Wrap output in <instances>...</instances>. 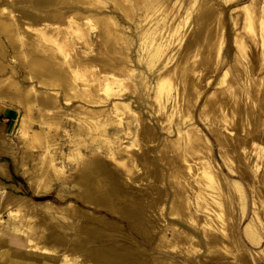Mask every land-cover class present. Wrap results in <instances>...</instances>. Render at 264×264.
<instances>
[{
    "label": "bare ground",
    "instance_id": "1",
    "mask_svg": "<svg viewBox=\"0 0 264 264\" xmlns=\"http://www.w3.org/2000/svg\"><path fill=\"white\" fill-rule=\"evenodd\" d=\"M222 1L227 3L231 0ZM125 2L0 0V114L6 118L12 117V125L17 127L19 136H16L22 148L18 151L9 134L1 130L0 158L11 161L15 172L25 178L34 195H40L52 189L54 183L61 182L72 187L73 191L58 189L56 196L59 199L70 196L87 207L124 219L129 229L142 240L151 242L154 238L152 244L158 250L174 252L191 260L190 248L199 246L197 231L181 222H168L164 218L160 222L157 220L158 224L154 218L156 216L152 214L155 210L162 213L166 202L169 203V214L188 223L199 220L198 226L205 236L207 251L198 261L207 264L205 260L208 256H212L209 260H214L221 258V253L225 255L229 249L225 247L227 240L237 243V221L234 219V222L230 215L234 209L230 201L234 205L233 200H238L241 210H244L243 188L238 181H233V196L227 195L230 193L227 187H231L217 169L212 144L195 124L193 111L200 91L193 93L189 90L191 85L196 86L199 81L190 78L188 72L194 74L199 67L212 70L208 67L212 54L215 58H224L223 53L228 44L226 27L221 19L224 6L220 8V0H187L189 7H196L185 17L192 28L187 31L186 43L176 58L179 61L175 60L173 66H165L156 73L155 88L152 89L149 103H157L160 108L156 120L161 122L163 117L168 121L176 118L179 119V125L184 126L177 129L174 138H164L161 143L160 159L168 167L166 174L150 163L148 158L130 153V147L135 146L136 140L135 143L133 140L126 143L119 135L126 131L118 129V126L121 127L118 119L123 111L131 114V117L135 116L149 137L157 135L151 121L139 109L141 105L135 104L140 101V97L135 100L127 96L121 98L122 95L120 99H112L106 105H100L102 97L98 100L100 94L118 95L112 92L114 86L118 88L124 84L119 78L121 74H135L131 57V41L134 40L130 36L129 26L122 23V17L117 13V9L121 8L125 16L132 19L131 4ZM168 2L143 0L137 4L139 9L146 11L153 9L152 6L156 4L163 3L164 7L167 4L164 10L166 18L171 9ZM227 16L232 28L242 24L233 35L235 54L229 61V68L233 67L235 74L226 90L235 102L231 103L223 94L210 100L211 92L197 108L196 117L204 123L215 140L218 155L225 167L229 172L241 176L251 189V216L242 233L248 241L257 244L261 237L255 227L264 229V201L260 200L264 196V171L258 173L260 166H264V136H261L264 127L259 129L262 111L253 106L257 108L258 103L264 102V93L254 95L256 88L253 84L258 85L264 80V62L260 58L264 54V0H248L238 4ZM162 19L158 23H165V36L160 35L157 49L170 45L173 33L176 34L181 26L180 20L172 24L173 21ZM62 27L68 30L64 31ZM158 30L148 32V36L152 38L151 35ZM241 30L248 33L253 44L258 47L257 54L247 56L244 51L241 52L244 50ZM141 32L144 34L147 30L141 28ZM117 41L122 43L119 47L121 51L115 47ZM206 49L210 56L189 62L200 50L204 55ZM237 51L241 52L240 57H237ZM118 54L121 57L119 63L109 65L102 75L98 69V72L92 70L91 76L88 75L90 79L85 78L84 70L82 74L85 76L81 75L78 65L90 63L99 66L101 62L110 61L104 56L116 57ZM139 75L140 81L146 86L149 80L142 73ZM210 78L211 75L206 77L205 84L210 82ZM171 89L176 91L174 95L170 94ZM168 100L169 107H162ZM103 112L108 115L107 118L109 114L112 118L97 123ZM124 114L121 116L124 117ZM72 116L78 118L76 123L70 121ZM108 124L114 126L108 135L106 133L104 140L110 145L108 154L115 163L106 160V154L97 148L99 144L91 149L83 145L88 150L87 154L77 156L74 169L66 173L64 166L58 162V159L66 157L64 147L68 141L65 136H69L70 140L71 133H80L83 128L103 130ZM246 124L251 126L250 130H246ZM243 128V132L238 131ZM234 161L236 164L233 167ZM9 175L7 162L1 159L0 264H182L148 252L140 243L127 238L123 231L120 233L118 225L121 224L105 219L102 215L91 214L71 200L58 205L6 193V186L1 179H9ZM169 187L173 190L172 194ZM225 190L226 194L223 193ZM175 198L180 201L177 202ZM193 206L201 211L192 210ZM32 212L46 214H41V220L33 224L30 217H22L23 213ZM59 213L69 215L62 218L57 215ZM69 216H81L86 221L79 223L80 219L77 222L75 217ZM19 217L22 218L17 219ZM48 223L52 225L46 233ZM162 225L164 231H159ZM156 230L159 232L155 235ZM167 232H170V236ZM119 234L126 241H120L123 239H120ZM218 246L225 253L222 250L220 253L216 248ZM243 250L233 254V257L232 253H227L236 262L249 263Z\"/></svg>",
    "mask_w": 264,
    "mask_h": 264
},
{
    "label": "rangeland",
    "instance_id": "2",
    "mask_svg": "<svg viewBox=\"0 0 264 264\" xmlns=\"http://www.w3.org/2000/svg\"><path fill=\"white\" fill-rule=\"evenodd\" d=\"M139 1L142 2L143 0H126V2H125V3L131 4L132 19L126 17L121 8L117 9L118 12L116 11L118 13V15L120 17H122V23L126 24V26H129L130 36L134 40V42L131 41L132 42V44H131V46H132L131 47V52H132L131 53V57H133L132 58L133 65H134V67L136 69L134 71L135 74L131 73V74L127 75V74L124 73V74H121L119 76V78L123 80L124 84H122V86H120L118 88H116V86H114V88H113L114 91L112 93H117L118 95L121 94L120 96L115 95V94L113 95L112 93H110V95L112 94V96H109V95L103 96L102 94H100L101 96L98 98V100L100 101L101 100L100 98L102 97V100H101L102 102H100V105H106L112 99L113 100L114 99H120L119 97H121L122 95L123 96L121 98L127 96V97L135 98V100H137V98L140 97V101H136L135 104L141 105L139 107V109L141 110L143 115L148 119V121H151L152 126H154V128L156 129L157 135L156 136H151L150 135L151 137H149L148 136L149 134H146V133L143 132V129L141 127L142 126L141 122L137 121L135 116L131 117L132 115L127 113L126 111L122 112V114L125 112V114L123 115L124 117H122L121 116L122 114H121L120 115L121 119L120 118L118 119V121H120V125H121V127L118 126V129L126 130V131H124L126 134L124 132H121V133H119V135H120V137H122V139L126 143H128L129 141H132V140L133 141L134 140L137 141L136 143H135V141L133 142V143H135V144H133V145H135L134 147L133 146L130 147V153L141 155L144 159L148 158V161L149 162L151 161L150 163H152L154 166H156L160 171H162V172L167 174L168 167L164 163V161H162V159H160L161 158V150H162V147H161L162 144L161 143H163L162 141L164 140V138H174L176 136L177 129L178 128H182L184 126L179 125V123H180L179 119H176V118H172V120H169V121H171L169 123V121L162 116L163 117L162 121L161 122L157 121L156 119H157L158 111H160V108H159L157 103L149 104L150 103V96L153 93V90L155 88V86H153V85H155L156 73L158 71H160L162 68H164L165 66H170V65L173 66L174 61L178 60V59H176V58H178V53L180 52V50L182 49V47L186 43L187 31H189L192 28V24H189L185 17L196 6L189 7V5L187 4V0H165V1L161 0V2H163V3L170 1V2H168V5H169V7L171 6L170 7L171 9H169L170 12H169V15H167V17H166L167 19H166L164 10H166L165 7H167V4H166L165 7H164L163 3L162 4L160 3L161 5L160 4H156V5H154V7L152 6L153 9L149 10L150 11L149 12L148 10L146 11L144 9H139L138 8V6H139L138 4L139 3L137 4V2H139ZM247 1L248 0H231V1L226 3L225 1L220 0V3H221L220 4V8L224 6L223 9H222L223 11H222L221 19L224 22V26L226 27V31H227L226 36H227V39H228V44L225 47V50H224V53H223L224 58L223 59H221L220 57L215 58V56L212 54L211 57H209L210 61H209V65H208V67L210 69H212V70L207 71V70H204V68L199 67L198 68L199 70L197 69L198 71L196 70V72H194V74L193 73L191 74V73L188 72L190 78L194 79L197 82L199 81L196 84V86L195 85L194 86L191 85L190 89H189L193 93L195 91H198V90L200 91V94H199V96H198V98H197V100L195 102L196 104H195L194 111H193V117H194L195 124L201 129V131L204 133V135L209 139V142L212 144L211 145L212 155H213L214 161H216L215 164L217 163L216 164L217 169L221 172V174H223L222 176L225 177L226 182H228V186L231 187L230 189H228V187H227V190L228 191L230 190V193L228 192L229 194L226 192L227 190L223 191V193H225V194L227 193V195L231 194L233 196V191H232V187L234 186L233 185V183H234L233 181H235V182L238 181L239 184L241 185V187L244 190V193H243V196H244L243 207L244 208L243 209L245 211L241 210V207H240L241 203L238 200L237 201L235 199L233 200L234 205L231 204L232 200L230 201V206L232 208H234V209H232V211H231L232 213H230V215L233 216L232 217L233 220L235 219L237 221L236 232H235V234H237L236 235L237 243H236V241L234 242V240H232V241H228L227 240V242H226L227 244L225 245V247H226V249L229 248L228 250L230 252L227 250L226 253H225V250H222L221 248H219V246L221 245L220 244L216 248L220 250L219 251L220 253L223 251V253H225V255L221 253L222 257L221 258H216L214 260H209L212 256H208L206 260L203 259V260H205V262L207 264H210V263L211 264H264V229H261L260 226H256L255 227L256 231L258 232V234H260L259 236L261 237V239L259 240V242L257 244H253L250 241H248L243 236V233H242V229H243L244 225L247 223V221L249 220V218L251 216V204H252V197H253L252 194H251V189L248 186L247 182L244 181L241 176H239L238 174L235 175L236 173L229 172V170L225 167V165L223 164V162L221 161V159H220V157L218 155V150H217V147H216V144H215V140L213 139L212 135L209 133L207 128L204 126V123L196 117L197 108L203 103V101L205 100L207 95L209 93H211V92H212L211 93L212 95L211 94L209 95L210 96L209 97L210 100H213L214 98H217L218 96H221L223 94L228 100H230L231 103L235 102V99L231 98L230 94L227 93L226 90L229 87L228 84L230 83L231 78L235 74L234 73V68L233 67L231 69L229 68V61L231 60V58H233V55L235 54V49H234V45H233V35H234V33H236V30H239L240 27H242V24L240 26H239V24H237L236 26H234V28H232L231 27V22H230L229 17L227 15H228L229 11L232 8H234L236 5L241 4V3H245ZM111 4H112V7H114L113 3H111ZM155 8H156V10H155ZM161 10H163V11H161ZM144 11H145V13L147 12L146 13L147 15L144 13ZM162 18H164L165 21H167L169 19L168 22L173 21L172 24H174V22H178L180 20L181 26L179 27V30H178V32L176 34L173 33V36L171 37V44L170 45L163 46V47H160V48L157 49L156 48V43L160 42V35L162 36L164 34V36H165V28H164L165 27V25H164L165 23L163 24V22H162V24L160 25L161 21L163 20ZM143 20L145 22H143ZM190 21L191 20H189V22ZM158 22H160V23H158ZM140 23H142V24H140ZM138 24H139V26H138ZM143 24H145L146 26L143 25ZM155 24H156V26H155ZM157 25H158V27H157ZM168 26H170V23L168 24ZM140 27L142 29L147 30V33L143 34L141 32V28ZM152 28H153V30H152ZM130 29H131V31H130ZM155 29H157V30L159 29L158 32L156 31L157 32L156 34L151 35L152 38L149 37L148 36L149 35L148 32L154 31ZM62 30L67 31L68 28L62 27ZM141 34H142V36H141ZM241 34H242L243 41H244V50H241V52L244 51V53L247 56L248 55H252V54H257L258 47L253 44V41H252L251 37L249 36V34L246 33V32L243 33L242 30H241ZM153 37H155V38H153ZM93 40H94V38H93ZM120 41H117L116 42L117 44H115V47L118 50L121 48L120 46L122 44ZM168 46H169V48H168ZM120 51H121V49H120ZM166 51H167V54H166ZM241 52L237 51V57H240ZM207 53H208L207 49H206L204 55L202 53V50H200L198 53H196L197 55H194L189 60V62L191 63V62L199 61L202 57L206 58L205 56H210V55H207ZM118 55H116V57L115 56L114 57L104 56L106 58H109V60L111 62L110 61H104V62H101L102 64L99 63V66H97V65L93 66L90 63H88L86 65H83V64L82 65H78V67L80 66L79 69H81V71H80L81 75L82 76L86 75L85 78L90 79V76H91L90 74H92V70H94V69H95L94 71H97L96 69H98L99 72L98 71L97 72L102 75L104 73V71H107L110 66H113V65L119 63V61L121 60V57H120V55L119 56ZM165 56H166V58H165ZM213 58H214V60H213ZM260 58H261L262 62H264V54H262L260 56ZM178 61H176V63ZM101 65H103V66H101ZM217 66H219V67H217ZM78 67L75 66V69L78 70ZM85 69H87V70H85ZM83 70H84V72H83ZM140 70H141V72H140ZM85 71H87V73H85ZM224 71H226V73L224 74V76L221 77V74ZM78 72H79V70H78ZM82 72L85 75L82 74ZM138 72H140L139 74L142 73L144 76L147 77V80H149V81H147L146 86H145V84H142V82L140 81L141 79L139 78L140 75L138 74ZM181 74H183V73H181ZM88 75H90V76H88ZM210 75H211L210 82L205 84V82L207 81L206 77L210 76ZM173 77H174V79H176L175 76H173ZM149 82H150V84H149ZM132 83H133V85H132ZM251 83H253V82H251ZM253 85L256 88V92L254 93V95L259 96V95H262V93H264V80H261V82L258 85L256 83H254ZM179 86L181 88V85H179ZM116 89L119 90V91H117ZM148 89H150L151 92ZM223 90H224V92H223ZM122 92H123V94H122ZM174 92L176 93V91L174 89H171L170 94L174 95ZM238 93H240V92H238ZM136 94H138V95H136ZM164 101H166V100H164ZM169 104H170V100H168L167 102H164V105L162 107H169ZM258 104L259 105L257 106V108H256V106H253V108L257 109L258 111H262L261 112L262 118L260 119V126H259V129L262 130L261 128L264 127V125H262V124H264V123H262V122H264V121H262V120H264V102H261V103H258ZM34 112H35V110H34ZM128 115H129V117H128ZM104 116L108 117V115L103 112V115L98 118L99 121H96V122L97 123H99V122L102 123L101 120L104 122L106 119H110V117L112 115L109 114V118H107V117L105 118ZM124 118H125V120L127 122L124 120ZM130 118H131V120L133 122L130 120ZM133 118H134V120L135 119L136 120L134 121ZM235 118L236 117L233 115V119L234 120H235ZM75 119H76V121H75ZM77 119H78L77 117L72 116L70 121L76 123ZM164 119H165V121H164ZM121 120L122 121L124 120V121L122 122ZM167 121H168V123H166ZM12 123H13L12 117L6 118L4 115L0 114V131L3 130L5 133L9 134V136L11 137V139L14 142V145H15L16 149L18 151H20L22 148H21V144H19L20 143L19 140H18L19 138H17L19 136L17 134V127L15 125H12ZM165 124H167V125H165ZM61 125H62V123H61ZM113 126L114 125H110L109 126V124H108L106 126V129H103V130L102 129L93 130V129L83 128V130L80 132L81 134L80 133H75V134L71 133L72 135L70 134L71 135L70 140H69V136H65V140L68 141L67 145L64 147V153H65L66 157H64L63 159H58V162L61 165L64 166V171L66 173L71 172L74 169V167H75V164L77 162V159H78L79 155L80 154L81 155L87 154L88 146L91 149L92 147L96 148V146L98 144H99L98 145L99 147L97 146V148L101 149V151L104 153V155L106 154L105 155V156H107L106 160L113 164L114 161H113V159L111 157H109V154H108L109 153V149H110V148H108V146L110 147V145L106 142V140H104V139H106L107 135L110 132V129ZM246 126H247L246 130H250L251 129L250 125L246 124ZM128 128L130 130L131 129L132 130L130 131ZM140 129H142L141 131L143 132V134L140 131ZM137 130H139L140 132L137 131ZM238 131L243 132L244 128L242 129V131H241V129H238ZM106 133H107V135H106ZM127 133H128V135H127ZM135 134H137V135H135ZM144 134H146V135H144ZM16 135H18V136H16ZM144 136L145 137L147 136L146 137L147 139L149 137L148 141H147V139ZM261 136H264V130H262ZM75 138H77V139H75ZM262 138H264V137H262ZM86 139H88V140H86ZM127 139H128V141H127ZM91 141H93V143ZM139 141H141V142L139 143ZM142 141H144V142L142 143ZM95 142H97V143H95ZM71 143H73V144H71ZM74 143H76V145ZM83 145H86L85 147H87V149ZM136 145H137V147H136ZM143 152L146 155L143 154ZM150 157L152 159H150ZM1 159L7 160L8 171H9V174H10L9 175V179L8 178L7 179H1L3 184H5V186H6L5 187L6 193L10 192L13 195L25 196V197H28L29 199H31L32 201H36V202H39V201H50V202H53V203L58 204V205H62V204H64V202H66L68 200H71V201L75 202L80 208L89 210L91 212V214H94V215L96 214L98 216L102 215L103 218H105V219H108V220L113 221V222L116 221L117 223L121 224L122 226L118 225V226H120V230H119L120 233H121V231H123L122 233L124 235H126L127 238L134 239L135 241L140 243L142 246H144V248L148 252L155 253V254H160V255H163L165 257H169V258L174 259V260H176V261H178V262H180L182 264H201L198 261V258L203 257L204 255H206L207 247H206V243H205V239H204L205 236L202 235L203 232H201L202 230H200L201 228H200V226H198L199 220L194 222V223H188L187 221L182 220L178 216L169 214V209H167V208H169V203H167V202L164 205L162 213L158 212V210H155V211H152V214H153V216H156V217H154L156 221L158 220L160 222V221H163L165 219V220H168V222H176V223L177 222H181L187 228H189V229H191L193 231H197V237L199 238V246L195 247L196 249H194V247L190 248L191 251L189 252V255L192 256L191 260L190 259H185V258L181 257L180 255L174 253V252H169V251H166V250L164 251V250H161V249L158 250L152 244L153 241H154V238L152 239L151 242H146V241L142 240L137 234H135L133 231H131L129 229V226L127 225V223H126V221L124 219H121V218H118V217H114V216L110 215L109 213H107L106 211H103V210H96L94 208L87 207V206L83 205L82 203H80L77 199H75L73 197H70V196H66L64 198V200L59 199L56 196V193H57L58 189L62 188L66 192H70L71 190L73 191L72 187H70L68 185L65 186V184H63L61 182L54 183L52 189H50L48 191H43V192H41L42 194L40 193V195L39 194L38 195H36V194L34 195L32 193V191H31L30 187L26 183L25 178L20 173L15 172L11 161L9 159H7V158H0V160ZM232 164H233V167H234V165L236 164V161H234V163H232ZM260 171H264V166H260V168L258 169V173ZM166 179H167V176H166ZM11 184H13L12 185L13 187H10ZM152 184L153 183L150 181V185H152ZM14 187H15L16 191L14 190ZM168 190H169V192H171V194L173 193V190H172L171 187H169ZM166 200H168V198ZM170 200H171V198H170ZM174 200H176L177 202L180 201L178 198L177 199L175 198ZM260 200L264 201V196H262ZM193 207L194 208H192V210H194V211L199 210V212L201 211L200 208L197 209V208H195V206H193ZM44 213L46 214V212H41V213L40 212H35V213L32 212V213H28V214H26V213L24 214L23 213L22 217H24V216H28V218L30 217L31 218L30 220H32V222L34 224V223L39 222V220H41L39 216L41 214L43 215ZM60 214L61 213H59L57 215L59 216ZM62 215H60L59 217L67 218L69 214L67 215V214H63L62 213ZM22 217H19L17 219H21ZM69 217H73V218L75 217L74 219H76L77 222L80 221L79 223H84L86 221L81 216H69ZM235 220H234V222H235ZM159 222H158V224H160ZM50 225H52V223H48L47 224L48 228L46 230V233L49 231V226ZM158 230L159 231H164L163 225ZM159 231L156 230L155 235L158 234ZM167 234L170 236V232H167ZM119 235H120L121 238L120 237H117V238L123 239V240L119 239L120 241H124V240L126 241V239H124L121 236V234H119ZM128 236H130V237H128ZM106 243H109V242L106 241ZM238 249H239V251H238ZM241 250L245 251V254H246V257H247L249 263L236 262L232 258H229L231 256L233 257V254H237V253L242 252ZM227 252L229 254L232 253L231 256H229V254ZM227 255H228V258H227Z\"/></svg>",
    "mask_w": 264,
    "mask_h": 264
},
{
    "label": "trees",
    "instance_id": "3",
    "mask_svg": "<svg viewBox=\"0 0 264 264\" xmlns=\"http://www.w3.org/2000/svg\"><path fill=\"white\" fill-rule=\"evenodd\" d=\"M7 162V160H5Z\"/></svg>",
    "mask_w": 264,
    "mask_h": 264
}]
</instances>
